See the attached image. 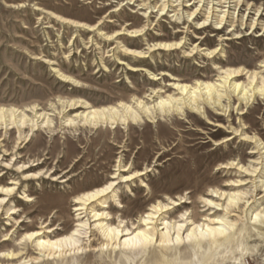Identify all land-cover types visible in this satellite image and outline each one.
<instances>
[{"label":"rangeland","instance_id":"rangeland-1","mask_svg":"<svg viewBox=\"0 0 264 264\" xmlns=\"http://www.w3.org/2000/svg\"><path fill=\"white\" fill-rule=\"evenodd\" d=\"M185 1L189 2L184 3V6L192 2ZM241 1L240 7L237 5L238 0H230L229 4L217 11L222 13L227 10L230 15L237 17V21L244 19L246 26L243 30L240 23L236 25H239L237 31L245 37L225 41L220 47L219 38L214 33L216 25L213 20L206 31H198L194 24L190 26L188 34H184L188 36L190 43L187 48L198 43L192 37L194 32V35L204 38L206 42L213 41L204 46L206 49L223 48L225 61L230 59L239 62L234 67L242 66L251 71L256 67L258 69L264 59V37L259 36L262 35L261 28L264 25V0ZM128 3L126 0H0V108L18 109L28 119L38 121L42 126L46 119L38 118L46 114L52 121L51 129L54 130L50 132L44 125L43 129L31 132L30 124L23 128V136H20L15 127L7 131L0 130V188H16L15 194L8 197L9 202L0 208V243L8 235L10 241L17 240L15 244H19L25 236L39 230V224L30 227L32 223L29 224L28 221L40 223L54 220L53 226L57 225L66 231L60 235L62 238L79 230L80 227L77 226L83 224L88 217L85 211L81 215L75 212L73 197L67 196L68 192L80 188L76 195H81L113 182L110 178L117 169L120 157L123 166L132 165V170L123 176L150 166L153 170L140 178L150 187L151 192L140 188V180L132 183H121V179L114 180L117 181L115 191L123 206L138 207L150 196L156 197L157 201H164L165 197L174 199L186 195L191 202L198 203L202 198L209 199L207 194H211L215 188L239 178L235 169L217 170L221 164L235 162L243 166L249 165L252 157L249 153L253 144L244 141L245 137H257L264 143V97L255 99L247 107L239 106L233 100L232 109L226 115H217L209 109L208 119L186 112L185 117H163L156 114L154 119L145 118L143 123L128 126L102 125L97 129L74 130L60 128L74 118L77 112L85 111H70L67 108L63 112V105L67 106L70 101H85L94 108L118 106L122 101L136 107L132 104L133 99L139 98L148 102L151 89H162L165 91L163 96L174 94L169 85L176 81L171 78L189 85L199 81L217 83L214 64L229 67L223 64L225 62L221 59L222 54L210 61L199 56L187 59L179 51L167 53L162 50L151 53L150 58L144 62L135 63L124 57L118 48L113 49L116 44L105 42L104 38L98 36V32L84 31L55 19L57 15L64 19L96 25L100 20H110L107 17L119 7L121 10L112 14L116 24H105L101 27L105 33L113 34L127 23L131 24L129 29L141 28L146 19L139 15L141 13H137L138 8L129 6ZM198 6L196 4L192 10ZM258 9H261L260 14L257 13ZM171 15L158 17L154 13L151 18L154 25L147 30L144 37L130 39L123 36L119 39L137 43L128 46L138 50H144L148 44L180 41L184 35L176 37L179 29ZM202 20L203 17L200 16L197 21ZM254 21L261 25L252 32L249 24ZM233 24L228 22L223 25L220 35L232 32ZM97 43L102 46L104 53L110 52L105 54L111 56L105 60L109 71H105L101 65ZM46 59L54 61L56 65L44 63ZM119 60L126 64L143 66L149 74L132 73L127 66L118 65ZM54 69L80 82L84 88H76L74 84L63 82ZM151 74L156 75L158 81L150 80ZM237 81L246 83V78ZM35 106L37 110L33 112ZM228 137H231L230 141L216 146V143ZM4 152H8V156H4ZM21 167L28 169L22 171ZM67 171H70L66 175L69 177L67 183L60 184V179L53 181L55 176H64ZM39 173L42 174L40 179L24 180ZM11 182L18 185H10ZM23 193L33 201H22L20 195ZM4 197L6 196L0 193V199ZM107 198L113 205V209H108L107 212L116 215L126 210L114 207L116 203L113 202L112 194ZM136 199L140 201H135ZM193 205H185L184 208H191ZM92 206L98 209V203ZM14 208L21 211L7 219L8 210ZM18 220L26 223L19 227L16 225ZM262 234L264 235V230ZM82 237L81 245L84 247L88 238L84 235ZM101 244L104 243L97 241L95 246ZM4 250L10 249L0 247V254ZM98 250L99 247L96 252L84 251L76 258V262L70 264L161 262L154 247H150L144 254H129L128 259L122 257L120 252L112 254ZM184 250L182 246V253ZM35 253H31L33 257L37 256ZM39 264L57 263L46 261ZM203 264H264V237L252 238L241 248H222L218 253L210 254V259H206Z\"/></svg>","mask_w":264,"mask_h":264},{"label":"bare ground","instance_id":"bare-ground-1","mask_svg":"<svg viewBox=\"0 0 264 264\" xmlns=\"http://www.w3.org/2000/svg\"><path fill=\"white\" fill-rule=\"evenodd\" d=\"M129 1L128 5L138 8L137 13L142 18L146 19V23L141 28L129 29L131 24H126L119 31L113 34L105 33L101 27L105 24H116L113 21L112 14H117L121 9L119 7L111 12L108 21L100 20L96 25H89L82 22H76L64 19L55 15V19L60 22L73 26L75 28L88 31L98 32V36L104 38L105 42H113L119 49V52L124 54L132 62H144L150 58V54L162 50L164 52H181L184 58L191 59L196 56L206 60H214L219 54H222L221 59L223 64L229 65L228 68L214 64V70L217 74V83L201 82L197 84H182L177 79L170 84L174 90V94L163 96L165 92L162 89H151L149 93L148 102L142 99H133L130 105L123 101L118 106H108L101 108H94L88 102L83 101H70L67 106L63 105V112L69 108L70 111L76 109H84L85 111L77 112L74 118L68 120L66 124L60 126L63 130H74L77 128H90L97 129L102 125H116L128 126L130 124L143 123L144 119H154L156 114L163 117L181 116L185 117L186 112L195 113L201 118L208 119V110L216 112L217 115H226L231 111V102L236 100L239 106H248L251 102L259 97H264V59L260 62L258 69L248 70L244 67H234L239 62L233 60H226L223 48H220L225 41L238 40L242 36L238 32L237 23H240L242 29L246 26L244 19L237 21V17L230 15L226 10L225 12L217 11L223 8L224 5L230 3V0H192L188 5L184 3L189 1L185 0H126ZM177 3V5H174ZM242 1L238 0V7L241 6ZM199 5L194 11L193 7ZM250 7V5H249ZM206 9V10H205ZM157 11V12H156ZM261 9L257 10L260 14ZM154 13L157 16L163 17L167 14H172L171 19L175 20L178 25L177 36L181 34H188L190 26L196 25L198 31H206L214 20L216 29V37H218L219 46L214 50L206 49L204 46L212 43V40L205 41L204 38H194L198 40L193 47L190 46L186 35L180 41L172 43H156L153 45L148 44L144 50L130 48L128 45H136L137 43L131 41H121L120 37L126 36L130 39H138L144 37L153 27L154 23L151 18ZM221 13V14H217ZM121 14V13H120ZM202 16L203 20L198 22V18ZM228 22L234 23L232 25V32L226 35H220L223 25ZM158 25V24H157ZM250 31H255L259 22H252ZM180 33V34H178ZM264 37V25L261 28ZM213 37V36H211ZM89 44V43H88ZM97 50L100 51L99 55L101 65L105 71H109L105 65L106 58L111 56L105 55L110 53L103 52L102 46L97 43ZM102 52V53H101ZM117 54V53H116ZM115 55V54H114ZM70 56V55H69ZM42 60L41 58H38ZM44 63L53 66L56 63L48 59ZM118 65L127 66L128 71L132 73H145L149 71L143 66H134L126 64L124 61L119 60ZM262 70V71H261ZM55 72L59 74L63 82L74 84L76 88H84L82 84L75 81L72 77L62 74L57 69ZM153 82L158 81L156 75H150ZM166 76V74H163ZM246 78V83L238 82L237 79ZM73 82V83H72ZM147 97H145V100ZM151 101V102H150ZM150 102V103H149ZM225 102L228 104L225 105ZM35 106L32 111L35 112ZM46 119L45 126L48 127L50 132L52 130V121L49 120L46 114L39 116L38 120ZM30 124L31 132L37 129H43L41 123L34 122L23 112L18 109L4 107L0 108V130H11L14 127L23 136V128ZM217 127L221 128L220 125ZM69 130V131H70ZM22 137L19 139L21 140ZM24 138V137H23ZM246 142L253 144L251 152L249 153L251 161L248 166L235 164V162L221 164L217 170H237L239 178L230 180L220 188H215L211 194H207L209 199L202 198L200 202H191L187 196H180L178 198L165 197L164 201H157L156 197L150 196L142 205L138 207L122 205L119 196L115 191L117 181L121 179V183H132L135 180L147 176L153 172L152 167H147L142 171H136L128 176L123 174L132 170V165L123 166L122 158L118 160L117 169L110 178L113 180L105 187L76 195L79 193L80 188H74L68 192L67 196L73 197V204L75 212L80 215L85 211L88 219L81 224L79 230H75L70 236L61 237L66 231L63 228L53 226L54 220L33 223L30 227H35L39 224V230L28 234L21 240L19 244L10 241L7 237L0 243V247L10 250H4L0 254V264H39L41 262L53 261L57 264H70L77 261L79 254L96 252L99 247L100 252L108 251L112 254L120 252L122 257L128 259V255L144 254L150 247L157 250L160 261L158 264H203L206 259H210V254L218 253L222 248L232 249L233 247H243L245 242L250 241L252 238L264 237L262 231L264 230V143L257 137H245ZM231 140V137L216 143V146L222 145ZM1 146V144H0ZM7 151V150H6ZM4 156H8V152H4ZM255 156H258L257 158ZM28 167H21L20 170L25 171ZM48 173V172H47ZM70 173L67 171L64 176H55L53 181L60 179V184L67 183L69 177L66 175ZM49 174V173H48ZM42 177V174H35L28 176L24 180H37ZM140 188H144L151 192V189L142 180ZM10 185H18L16 182H11ZM250 186V187H248ZM16 188H0V193L4 198L0 199V208L9 202L10 196L15 194ZM112 194L114 206L117 209L126 208L122 213L113 215L107 212L108 209H113V205L109 202L107 196ZM190 194V193H188ZM187 194V195H188ZM149 195V194H148ZM259 198L257 199V196ZM20 199L25 202H32L33 199L25 193L20 195ZM135 201H140L136 199ZM156 204H152L156 202ZM98 203V209L92 206ZM193 205L191 208H184L185 205ZM197 204V206L195 205ZM202 206L200 207V205ZM118 205V206H117ZM92 206L90 212L89 207ZM149 206V207H148ZM148 207V208H146ZM211 210H216L212 212ZM18 208L9 209L7 219L20 212ZM208 211H211L208 215ZM79 216V215H78ZM41 221V220H40ZM26 223L23 220H18L16 225L19 227ZM9 225V224H7ZM88 238L86 246H82L83 236ZM82 237V238H81ZM95 237L99 239L96 240ZM92 238V239H91ZM97 241L104 244L95 246ZM182 246L185 252L182 253ZM37 253H35V251ZM35 253L37 256L33 257ZM26 258H24V256ZM29 258V260H26Z\"/></svg>","mask_w":264,"mask_h":264}]
</instances>
